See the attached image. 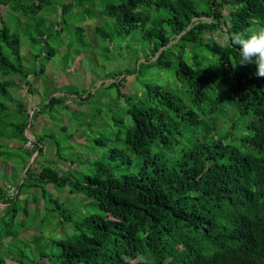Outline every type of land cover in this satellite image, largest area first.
I'll return each mask as SVG.
<instances>
[{
  "label": "trees",
  "instance_id": "16d2710c",
  "mask_svg": "<svg viewBox=\"0 0 264 264\" xmlns=\"http://www.w3.org/2000/svg\"><path fill=\"white\" fill-rule=\"evenodd\" d=\"M45 2L0 0L14 12L8 14L28 19ZM85 4L65 2L60 13ZM99 13L112 19L118 34L133 33L141 42L145 61L117 75L133 74L130 87L139 79L143 90L141 99L113 118V142L93 139L100 157L80 176L59 172L57 161L46 157L51 138L58 158L67 159L50 130L30 140L25 129L32 124L16 118L28 108L10 89L29 84L27 75L44 69L26 68L21 36L0 15L1 173L11 166L21 174L35 150L42 155L20 184L12 183L13 194L6 189L9 181L0 186V264H264V78L257 77L255 65L236 64L239 51L228 40L233 32L264 26V0H118ZM20 24L26 29L29 22ZM95 32L111 41L106 28L96 26ZM43 35L24 41L35 44ZM74 35L69 45L90 46L82 27L74 26ZM43 42L49 60L57 49ZM102 50L109 51L108 43ZM162 71L166 82L149 80ZM119 84L112 80L108 86L123 96ZM61 99L42 100L36 117L41 109L68 107ZM27 141L32 148L24 146ZM15 156L18 162L9 165ZM42 184L67 187L71 198L79 194L81 200L66 205ZM35 188L41 197L33 195ZM18 227L40 230L17 238Z\"/></svg>",
  "mask_w": 264,
  "mask_h": 264
},
{
  "label": "rangeland",
  "instance_id": "374dc122",
  "mask_svg": "<svg viewBox=\"0 0 264 264\" xmlns=\"http://www.w3.org/2000/svg\"><path fill=\"white\" fill-rule=\"evenodd\" d=\"M68 1L71 0H46L43 7L29 19L27 16L13 17L8 13L14 14V12L7 6L0 4V15L7 19L11 30L17 31L21 36V54L26 68L33 72V69H37L38 65L41 64L44 69L42 74L27 75V80L32 86L31 94L29 93V89L31 90L30 85L25 83L20 87L10 89L11 94L20 99L22 106L28 108L25 115L17 114L16 118L18 120L26 119L28 126L29 123L32 124V127L29 126L25 129L27 137L32 140H34V134L38 135L41 132H49L50 130L54 134V139L61 143L60 150L66 152L67 159L58 158L53 140L48 137L52 142L46 145L44 152L46 157L57 161V166H54V168H57L59 172L67 174L72 171L76 176H80L87 172L91 161L100 157V148L92 150L93 139L98 136L110 139L108 133L115 126L113 118L120 117L119 115L124 112L126 105L141 99L142 81L138 79L137 85L135 84L136 87L132 86L131 88L130 85L134 81V75L127 72L122 73V75H117V73L125 69H132L140 60L145 61V59L142 56L144 50L140 49L141 42L139 41L137 44L133 40V33L118 34L112 19L99 13L106 3H115L118 0H85L86 4L84 6L75 5L71 11L61 15L60 5ZM84 10L89 13L83 14ZM225 11L226 9H224ZM202 18L204 20L211 19V17L206 16ZM20 22H23L24 26H27L26 24L29 22L28 27L23 28ZM77 25L83 28L85 42L90 43L87 49L77 45H69L76 41L74 26ZM96 26L106 28L112 36L111 41L103 42L99 39L95 32ZM60 28L62 30H59ZM39 31L45 33L41 40L43 39L49 46H54L57 49L55 55L49 60L43 57V41L37 40L35 44L24 41L29 35L33 34L35 36ZM107 43L108 52L102 50ZM76 48H79V53L74 52ZM137 49L139 50L137 51ZM36 54H39L37 58H35ZM138 56L142 57L137 58ZM167 77V73L162 71L159 76L150 77L149 80L166 82ZM112 80H117L120 83V88L124 92L123 96L118 95L116 86H108V83ZM50 96L61 97L62 102H66L68 107L55 106L52 111L48 109L45 112H43L44 109H41V114L36 117L37 112L35 110L41 108L42 100L44 101ZM63 126L66 127L65 132L59 129ZM72 135L74 136L72 137ZM78 137L81 138L80 142L82 143L76 144ZM69 144L70 146H68ZM24 146L32 148V145L28 142H25ZM88 153H91L89 158ZM17 158L13 163L10 161L8 164H15L18 162ZM34 158L40 162L42 155H37V150H35L27 162H32ZM23 178L24 170L21 174L15 173L11 166L8 167V171L5 173H1L0 170V186L5 180L10 182L6 186L7 190H13L14 184L12 183L18 182L20 184L22 180L19 179ZM42 185L46 189V194H50L59 202L65 201L66 205H72L78 198L74 204L79 203L81 200L79 194L73 195L71 198L67 187L57 189L52 184ZM32 191L37 198L42 196L41 188H35ZM23 197L24 195H21L20 198ZM28 197L31 196L28 195ZM30 202L32 201L30 200ZM83 202L80 204L84 206ZM30 204V206H33L34 203ZM3 207L4 204L0 203V213ZM32 214L34 213L31 212ZM19 217L20 214L18 213ZM15 222L19 223L17 218ZM38 229L40 230V227ZM38 229L33 227L25 231L23 228L18 227L17 238L35 235L39 233ZM54 234H56V231H54ZM6 262L7 264H17L8 259Z\"/></svg>",
  "mask_w": 264,
  "mask_h": 264
},
{
  "label": "clouds",
  "instance_id": "9594fccd",
  "mask_svg": "<svg viewBox=\"0 0 264 264\" xmlns=\"http://www.w3.org/2000/svg\"><path fill=\"white\" fill-rule=\"evenodd\" d=\"M228 40L239 51L236 64L255 65L257 77L264 78V26L233 32Z\"/></svg>",
  "mask_w": 264,
  "mask_h": 264
},
{
  "label": "built area",
  "instance_id": "2783aa9c",
  "mask_svg": "<svg viewBox=\"0 0 264 264\" xmlns=\"http://www.w3.org/2000/svg\"><path fill=\"white\" fill-rule=\"evenodd\" d=\"M30 139V138H29ZM30 140H32V139H30ZM29 144H31V142L30 141H27ZM32 145V144H31ZM9 191V193L10 194H13L14 193V190H8Z\"/></svg>",
  "mask_w": 264,
  "mask_h": 264
},
{
  "label": "water",
  "instance_id": "95a60500",
  "mask_svg": "<svg viewBox=\"0 0 264 264\" xmlns=\"http://www.w3.org/2000/svg\"><path fill=\"white\" fill-rule=\"evenodd\" d=\"M30 163H31V162H30ZM30 163L28 162V165H27V167H26L25 170H24V174H25V171L27 170L28 166L30 165Z\"/></svg>",
  "mask_w": 264,
  "mask_h": 264
}]
</instances>
